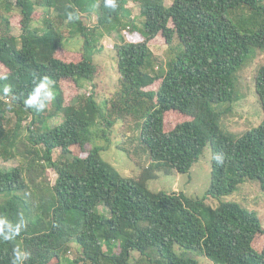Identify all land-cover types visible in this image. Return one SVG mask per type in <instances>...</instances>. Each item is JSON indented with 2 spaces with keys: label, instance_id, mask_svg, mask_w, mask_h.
I'll use <instances>...</instances> for the list:
<instances>
[{
  "label": "trees",
  "instance_id": "obj_1",
  "mask_svg": "<svg viewBox=\"0 0 264 264\" xmlns=\"http://www.w3.org/2000/svg\"><path fill=\"white\" fill-rule=\"evenodd\" d=\"M4 1L0 152L15 147L25 121L20 114L31 120L25 127L27 165L0 168V264H198L190 252L211 264H264V227L258 217L219 200L246 179L256 180L264 191V118L233 139L221 132V112L216 110L236 99L234 74L252 48L264 50V0H170L168 6L166 0H134L144 37L114 45L119 86L102 104L93 93L80 92L82 82H92L96 72L95 55L101 48L94 44V33L127 18L128 0H113L114 7L108 0ZM93 6L97 24L88 29L82 14H90ZM38 7L53 13L61 26L47 19L44 28L32 29ZM234 10L245 15V26L231 19ZM15 14L20 17L17 37L11 34ZM127 24L135 30L131 20ZM78 36L83 40L79 60L61 59L60 44ZM159 36L168 45L177 37L182 46L160 75L145 70L152 56L150 42ZM66 79L79 94L64 105L59 85ZM156 81L157 88L147 90ZM254 82L264 112V65ZM50 90L56 91L46 113L47 101L40 104L39 99ZM169 111L189 120L165 131ZM7 113H14L17 123L5 141L1 135ZM124 115L134 119L141 150L149 158L137 177L122 175L100 155L109 147L116 117ZM58 116L61 120L50 126L48 121ZM207 144L210 183L202 198L148 189L159 173H188ZM72 147L87 155L65 158ZM55 151L58 160L52 157ZM36 160L40 174L47 169L55 173L47 188L28 174L35 172ZM206 198L218 199L217 207L206 205ZM73 244L79 255L70 259Z\"/></svg>",
  "mask_w": 264,
  "mask_h": 264
},
{
  "label": "rangeland",
  "instance_id": "obj_2",
  "mask_svg": "<svg viewBox=\"0 0 264 264\" xmlns=\"http://www.w3.org/2000/svg\"><path fill=\"white\" fill-rule=\"evenodd\" d=\"M14 3L15 0H8ZM5 1L0 0V11L4 12ZM170 0H166V6H168ZM96 6H93L90 14L83 13V20L88 29H93L96 24ZM126 8L129 11L127 18H120L116 21L110 30H105L104 27L99 28L94 33V44L101 50L95 55L96 72L92 82H82L83 88L81 93L88 94L93 93L98 101L102 104L103 100L110 101L114 93L118 89V74L115 68V52L114 45L121 43L122 41L138 42L144 37L141 18L139 17L138 2L134 0H128ZM240 14L237 10L230 12L231 19L239 26L246 25V17ZM16 13H18L16 11ZM40 13V17H36V14ZM246 13V11H244ZM19 14V13H18ZM236 17L234 18V16ZM50 20L55 26H61L59 20L51 12L43 10L38 7L35 9L32 16V29L41 30L44 28L45 21ZM131 20L134 24L135 30L128 28L130 24L127 21ZM235 19L237 21H235ZM19 15L15 14L10 18L11 21V34L16 37L20 34ZM117 29L120 32H117ZM0 30V35H1ZM64 35L67 36V30L65 29ZM103 35V36H102ZM121 37V38H120ZM82 38L74 37L66 39L60 44L59 57L63 60L78 61L82 49ZM151 58L150 65L145 68L151 74H163L168 68V63L175 59V57L182 51V46L177 39L173 38L170 45L160 38V36L150 42ZM253 52L247 57L244 66L237 71L235 75L236 86V99L230 104H224L217 107V111L221 112L219 119V127L222 133L225 135L237 139L241 137L245 132L251 130L261 124L264 118L263 108L259 102L258 96L255 92V75L259 68L264 65V50L259 48H252ZM3 66L0 64V75L4 72ZM159 84L156 81L147 90H155ZM59 89L63 94V104L67 105L72 103L79 90L72 80H62L59 85ZM235 89V87H234ZM56 90H50L46 95L39 99V103H43L46 100L45 112L48 113L51 110V96ZM9 103L8 101H6ZM42 107V105H40ZM106 106V105H105ZM110 107L104 108V112L107 113ZM28 112V111H26ZM25 121L21 122L19 128V136L16 141V145L12 149L0 152V168L2 170H9L18 165H27L29 155L26 153L28 142L25 139L27 132L25 127L31 120L29 114H20ZM17 117L14 113H7L6 120L4 121L5 131L1 135V139L7 141V138L14 133V129L17 123ZM114 116L111 117V120ZM61 118L56 117L50 119L48 124L53 126L58 123ZM189 118H185L176 112H166L164 115V130L170 131L177 124L188 121ZM138 128L134 123L132 116L124 115L122 119L116 117L114 124L109 133V147L100 153L101 157L109 162L118 172L127 177H137L141 170L149 164V158L147 153L141 150V144L138 142ZM102 144V143H98ZM38 148V147H37ZM40 149V148H38ZM71 153L65 158L73 159L74 156L85 157L87 153L80 150L79 147H72ZM12 153L13 155H11ZM32 157V156H31ZM53 159L58 160L59 153L53 152ZM62 159V157H61ZM38 161H35V172L28 173L33 177V182H36L42 188H47L54 183L55 173L51 169L43 171L40 174L41 169L37 166ZM210 171H211V149L207 144L198 160L192 165L190 171L186 174H179L175 171H169L168 174L159 173V177L156 180L149 181L147 187L152 192L164 191L182 192L188 197L202 198L209 188L210 183ZM28 174H25L26 178H29ZM31 190H36L31 187ZM219 200L236 203L242 209L253 212L259 219L260 224L264 227V191L261 190L259 183L256 180L246 179L241 182L236 189L226 196H222ZM218 199L206 198L205 204L212 208L217 207ZM101 209V208H100ZM261 243V240L254 244ZM177 253L179 251L175 249ZM79 255V249L75 244L71 245V249L68 258L73 259ZM197 260L198 264H211L206 258L200 254L190 252L188 256ZM138 254L132 252L131 258L137 259Z\"/></svg>",
  "mask_w": 264,
  "mask_h": 264
},
{
  "label": "clouds",
  "instance_id": "obj_3",
  "mask_svg": "<svg viewBox=\"0 0 264 264\" xmlns=\"http://www.w3.org/2000/svg\"><path fill=\"white\" fill-rule=\"evenodd\" d=\"M108 3H109V5L112 6V7L115 6L113 0H108ZM217 160H221V158H220V157H217Z\"/></svg>",
  "mask_w": 264,
  "mask_h": 264
}]
</instances>
